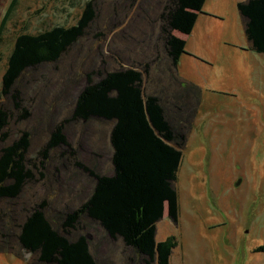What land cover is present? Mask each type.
<instances>
[{"label": "rangeland", "instance_id": "rangeland-1", "mask_svg": "<svg viewBox=\"0 0 264 264\" xmlns=\"http://www.w3.org/2000/svg\"><path fill=\"white\" fill-rule=\"evenodd\" d=\"M11 1L0 0V87L17 35L73 25L87 0H18L3 23ZM166 2L95 0L96 17L85 34L57 61L27 69L13 92L0 98L11 114L10 140L31 133L27 164L34 174L17 198L0 200V264H56L39 262L37 254L22 249L17 225L47 199L46 214L64 233L65 214L96 183L91 171L113 175V122L76 118L74 106L89 79L123 67L141 72L145 92L160 98L179 140L185 136L175 182L179 220L171 221L166 208L157 223L158 241L173 235L179 243L170 264H264V253L253 251L264 245V54L249 48L243 19L229 14L219 24V40H193L198 54H183L175 67L161 38ZM59 124L67 145L50 150L41 163ZM79 222L70 238L86 235L99 264H157L87 214Z\"/></svg>", "mask_w": 264, "mask_h": 264}, {"label": "trees", "instance_id": "trees-1", "mask_svg": "<svg viewBox=\"0 0 264 264\" xmlns=\"http://www.w3.org/2000/svg\"><path fill=\"white\" fill-rule=\"evenodd\" d=\"M94 1L85 2L73 25H55L37 33L24 31L17 35L7 58L0 98L13 92L27 69L57 61L85 34L96 17ZM204 2L167 0L160 15L163 23L161 38L175 67L180 57L187 53L186 40L177 33L192 32ZM17 3L18 0L11 1L3 23ZM238 9L245 18V32L252 49L264 53V0L240 1ZM14 98L18 99V96ZM27 116L26 110L21 112L22 119ZM74 117L87 120L105 117L113 122L109 132L113 175L91 171L96 183L87 199L65 214L64 233L57 230L47 216V199L32 207L17 225V240L22 249L37 254L42 263L99 264L86 235L70 238L71 230L76 229L80 218L87 214L111 237L122 239L147 262L170 264L173 249L179 243L173 236L158 241L157 223L164 217L166 208L170 218L179 219L175 182L183 158L185 136H181L183 141L179 140L177 128L169 120L160 98L145 92L141 72L132 67L112 70L96 81L89 79V84L76 98ZM10 119L9 111L0 105V200L17 198L26 183L34 178L27 164L31 133L22 131L10 140L7 131ZM60 145H67L63 124L52 131L41 163L48 160L50 150ZM253 251L264 253V245Z\"/></svg>", "mask_w": 264, "mask_h": 264}, {"label": "crops", "instance_id": "crops-1", "mask_svg": "<svg viewBox=\"0 0 264 264\" xmlns=\"http://www.w3.org/2000/svg\"><path fill=\"white\" fill-rule=\"evenodd\" d=\"M244 0H205L203 5V10L198 14V18L195 22V25L190 34H182L177 33L180 37L186 40V51L189 55L192 53H197L192 49L191 42L193 40L202 41V39L208 40L207 37H212L214 40L215 37H219L220 35L216 32L222 30L220 23H225V20L228 19L231 15L233 17L239 16L243 19V23L245 24V18L242 17L240 10L238 9V3ZM231 11L229 12V10ZM230 14V16H229ZM217 19V20H216ZM220 37L218 38V40ZM249 40V39H248ZM202 43H208V41H204ZM250 49H252V44L249 40ZM189 51V52H188ZM191 52V53H190ZM264 54V53H258ZM182 56L180 57L179 62L181 61Z\"/></svg>", "mask_w": 264, "mask_h": 264}, {"label": "flooded vegetation", "instance_id": "flooded-vegetation-1", "mask_svg": "<svg viewBox=\"0 0 264 264\" xmlns=\"http://www.w3.org/2000/svg\"><path fill=\"white\" fill-rule=\"evenodd\" d=\"M185 146V145H184ZM165 215V214H164ZM169 216V215H168ZM171 219V221H174L172 218H170ZM179 220V219H178ZM174 222H176V223H178V221H174ZM173 236V235H172ZM171 236V237H172ZM173 237H175V236H173Z\"/></svg>", "mask_w": 264, "mask_h": 264}, {"label": "water", "instance_id": "water-1", "mask_svg": "<svg viewBox=\"0 0 264 264\" xmlns=\"http://www.w3.org/2000/svg\"><path fill=\"white\" fill-rule=\"evenodd\" d=\"M238 184V183H237ZM29 253H32V252H29Z\"/></svg>", "mask_w": 264, "mask_h": 264}]
</instances>
